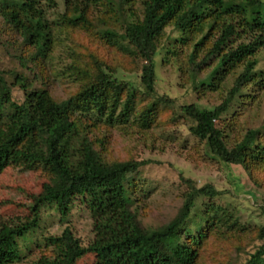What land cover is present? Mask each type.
Segmentation results:
<instances>
[{"label": "trees", "instance_id": "trees-1", "mask_svg": "<svg viewBox=\"0 0 264 264\" xmlns=\"http://www.w3.org/2000/svg\"><path fill=\"white\" fill-rule=\"evenodd\" d=\"M58 1L63 8L59 18L65 26L83 30L92 27L86 5L82 7L81 3L97 0ZM99 1L101 13L107 18H101V23L112 18L118 23L117 30L105 27L99 35L116 54L138 63L141 90L116 78L112 67L96 54L89 55L87 67L78 70L82 82L75 93L59 102L46 89L34 86L35 80L15 71L0 70V173L8 166L11 155L29 139L35 144L29 159L48 167L55 178L33 198L29 217L0 219V264L21 263L19 242L27 241V236L34 233L42 208L65 218L75 202L84 204L90 215L91 242L82 246L65 228L58 236L43 238V247L50 248L52 256H41L30 264H74L86 253L93 255V264H199L198 251L206 246L225 257L218 243L238 247L237 254H245L238 264H264V225L255 228V242L246 252L239 238L231 239L223 232H237V223L230 214L213 207L211 200L221 193L211 185L195 188L186 181L175 216L155 229L143 227L131 208L130 195L123 191L119 196L115 188L116 183L124 182L148 162H108L102 154V139L89 136L99 127L126 124L147 130L158 107L171 104L160 96L136 112L134 103L137 94H154V59L163 30L170 26L178 38L168 39L162 50L174 55L182 46L191 47L186 64L188 80L195 91L213 90L218 76L240 70L219 105L206 109L191 103L180 105L178 112L189 123L190 135L204 142L214 158L225 166L240 167L251 186L262 191L259 208L264 217V124L232 143L225 131L214 124L231 105L252 102L264 90V70L255 69L254 58L264 48V0H137L139 15L131 9L135 0ZM44 2L46 7L57 6L56 0H0L3 30L18 35L23 44L33 45L34 60L43 59L48 51ZM199 53L202 56L195 62ZM208 67L211 69L207 77L196 85L197 72ZM14 88L22 94L19 103L12 99ZM198 198L207 200L201 213L196 209ZM197 218L201 224L192 234L190 225Z\"/></svg>", "mask_w": 264, "mask_h": 264}, {"label": "rangeland", "instance_id": "rangeland-1", "mask_svg": "<svg viewBox=\"0 0 264 264\" xmlns=\"http://www.w3.org/2000/svg\"><path fill=\"white\" fill-rule=\"evenodd\" d=\"M56 2V7H46V2L43 3L49 34L48 51L43 59L34 60L33 45L23 44L18 35L3 30L4 27L0 23V70L15 71L29 80H35L34 86L46 89L50 97L59 102L75 93L82 82L78 70L87 67L89 55L96 54L112 67L116 78L128 82L134 89L141 90L138 63H131L126 56L116 54L115 49L109 48L99 35V30L105 27L113 26L115 30L118 29L117 21L113 22L114 18L103 23L104 26L101 23L100 19L105 18L101 13V2L82 1L81 5H86L85 10L92 26L86 30L65 26L59 18L63 10L62 5L58 0ZM131 9L137 15L140 14L141 8L137 0ZM166 15L163 14L162 18ZM173 38H178L176 31L170 26L166 27L154 59V94H137L136 101L134 100L136 112L160 96L166 97L171 104L158 107L156 118L147 130L126 124L111 128L99 127L89 136L102 139V154L108 162H148L127 176L124 182L116 183L115 188L119 196L123 191L130 195L131 208L136 212L143 227L155 229L175 216L182 203L186 181L191 182L195 188L211 185L221 193L211 200L213 207L230 214L232 219L236 220L238 228L237 232L225 231L222 228L218 230L227 232V235L232 236L231 239L239 238L242 246L246 245V252H250L255 242L252 240L255 228L264 225V217L259 208L262 191L251 186L240 167L225 166L214 158L204 142L190 135L187 131L189 123L178 112L180 105L191 103L206 109L219 105L240 70H231L223 76H218L214 81L217 84L213 90L196 88L195 91L193 84L189 83V65L186 64L191 47L182 46L176 49L174 55L166 54L162 50L167 46L168 39ZM197 39L198 37L195 42ZM201 56L202 53H199L195 62ZM254 58L257 61L255 69L264 70V48L258 50ZM210 69L211 67H208L197 72L196 85L207 77ZM11 93L14 101H22V94L17 88ZM243 103L231 105L221 120L214 121L215 126L225 131L231 143L240 141L248 130L264 124V90L258 92L252 102ZM34 146L32 140L24 142L11 155L8 166L0 173L1 220L29 217L33 198L41 193L44 185H51L55 181L48 167L29 159V153ZM96 149L99 150V147ZM206 202L203 198L196 200V209L200 213L203 212ZM199 224L201 223L197 218L195 224L190 225L192 234H196L195 229ZM65 228L71 231L82 246L86 247L91 242L92 220L84 204L77 205L75 202L65 218L59 217L52 209L42 208L34 233L27 236V241L19 242L23 255L20 264H30L41 256L51 257L52 250L43 247V238L58 236ZM217 247L223 251L226 258L220 251L215 253L213 248L206 246L198 251V263L238 264L245 257V254H237L235 248L238 247L221 243H218ZM217 256L222 258L218 260ZM93 261V255L86 253L74 264H93Z\"/></svg>", "mask_w": 264, "mask_h": 264}]
</instances>
